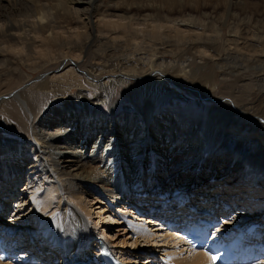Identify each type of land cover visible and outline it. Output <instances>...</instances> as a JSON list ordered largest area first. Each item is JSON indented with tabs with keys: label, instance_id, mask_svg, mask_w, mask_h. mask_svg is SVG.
<instances>
[{
	"label": "bare ground",
	"instance_id": "bare-ground-1",
	"mask_svg": "<svg viewBox=\"0 0 264 264\" xmlns=\"http://www.w3.org/2000/svg\"><path fill=\"white\" fill-rule=\"evenodd\" d=\"M241 2L0 0V241L18 252L0 264H102V237L125 255L113 223L131 228V248L174 246L145 264H211L161 224L179 215L161 203L229 215L220 231L263 215L264 34L252 29L264 10ZM25 174L33 209L21 218ZM28 236L38 257L21 250Z\"/></svg>",
	"mask_w": 264,
	"mask_h": 264
},
{
	"label": "rangeland",
	"instance_id": "rangeland-1",
	"mask_svg": "<svg viewBox=\"0 0 264 264\" xmlns=\"http://www.w3.org/2000/svg\"><path fill=\"white\" fill-rule=\"evenodd\" d=\"M97 1H99V0H97ZM211 1V3H220L222 6H223V4H229L230 5V3L231 2H235L236 0H229V2H228V0H210ZM225 1L227 2V3H225ZM243 1L244 0H242V2L241 3H243ZM253 1H254V3H253ZM259 1V2H258ZM43 2V1H42ZM44 2H46V1H44ZM256 2V3H255ZM245 3H247V5L249 6L248 7V10H251V9H255V10H259V11H262V10H264V0H245L244 1V3H243V5L245 4ZM250 3V4H249ZM252 3H253V5L255 4H257L256 6L254 5H252ZM259 4V5H258ZM233 6H236V4H233ZM253 6V7H252ZM262 9H261V8ZM22 8H27V7H22ZM224 10H225V8H223ZM221 10V11H224V10ZM108 19H110V18H108ZM107 19V20H108ZM256 19V18H255ZM258 19L259 20H261L262 21V23L260 24V23H258L257 25H256V27L258 26H260L259 27V30L258 29H252L253 31H254V33L258 36V35H263L264 34V17H258ZM155 24V22H151V26H153L154 24ZM184 24V23H183ZM181 25H182V22H181ZM219 25V24H218ZM262 25H263V27H262ZM155 26V25H154ZM262 27V28H261ZM183 28H185V27H183ZM261 30V31H260ZM225 31H227V29H225ZM258 32V33H257ZM260 32V33H259ZM248 36H250V34H247ZM263 39V41H260V43H262L261 45H259L258 47L259 48H257L258 50H261L262 48H264V37L262 38ZM16 51H19V49H17ZM90 56V55H89ZM89 59V58H88ZM34 75V78H36V77H39L38 75H39V73H35V74H33ZM263 75V74H262ZM261 85V87H262V90H260L261 92L262 91H264V84H260ZM127 90H128V88L127 87H120L117 91V93H120V94H123V95H128V93H127ZM127 98V97H126ZM125 99V98H124ZM128 99V98H127ZM126 99V100H127ZM177 100H179V101H177ZM176 106L177 107H179L180 106V99H176ZM252 121H254V118L253 117H249V116H246V122H248L250 125H247V123L245 124H243V132L244 133H246V132H252L254 129H253V125L251 124V122ZM235 124H237V123H235ZM257 128H258V133H260V132H263L264 131V129L262 128V125H259V126H257ZM246 131V132H245ZM260 155V154H259ZM23 176H25V182L23 181L22 183H21V185H20V187H19V189H17V190H21V191H23L24 192V195L20 198L22 201H23V204H21V205H23V209H20L21 211H24V213L23 212H21L20 214H18V216H21V218H23L22 216H25V215H27L28 214V212L29 211H31L32 209H33V203H31V201H32V198L30 199V197H31V195H29V194H31L32 192H33V190L32 189H30V190H26V188H27V183L28 182H30V181H28L27 180V177H29V176H27L26 174L25 175H23ZM233 176H235V175H233ZM32 181V187H35V185L37 184L38 185V183H36V182H34L33 180H31ZM25 183V184H24ZM24 184V185H23ZM214 184V183H213ZM28 192H31V193H28ZM17 195H20V193H17ZM187 197H188V195H187ZM128 198H131L130 196L128 197ZM131 199H133V198H131ZM111 200H112V198H111ZM110 200V201H111ZM109 201V202H110ZM112 202V201H111ZM120 205H118L117 207H115V208H112L113 210H119L120 208H121V210L123 209V210H127V213L129 214V216H132V218H136V217H139V215H137V211H134V210H136L135 208H133V207H130V206H127L126 205V203L124 204V203H122V202H120L119 203ZM107 206H111V203L108 205V203L106 204V207ZM128 208V209H127ZM141 208H142V206H141ZM110 209V208H109ZM111 209V210H112ZM133 209V210H132ZM143 209H146V208H143ZM19 210V211H20ZM130 210H131V212H130ZM97 212V211H96ZM130 212V213H129ZM8 215H9V217L11 218V219H16V217L15 218H13V216L14 215H16L17 214V211H12V210H8ZM110 213V212H109ZM108 213V214H109ZM132 213H134V214H132ZM136 213V214H135ZM108 214H106L105 215V217L106 216H108ZM130 214H132V215H130ZM96 215L97 214H95L93 217H96ZM117 215V217L119 216L118 214H116ZM141 215H144V214H141ZM146 215V214H145ZM149 216L150 215H147L146 217H144V219H148L149 218ZM117 217H116V219H117ZM132 218H130V220H132ZM2 221V220H1ZM95 221V224L96 223H98L99 225L98 226H96V229H100L101 228V226L102 225H106L105 224V222H103V221H101L100 222V219L99 218H97L96 220H94ZM103 222V223H102ZM148 221H145V223H147ZM21 223H24V221L23 222H21ZM139 224H141V222L139 223ZM1 226L3 225V224H0ZM163 226H164V224H162ZM166 225V224H165ZM148 226H150V228H149V230H151V229H153L154 230V228L156 229V227H154L153 226V224H148ZM94 227V226H93ZM104 228H106L108 231H107V234H109V232L111 231V235L109 234V236H111L112 237V234L114 235H117L116 236V243L118 244V245H120V247H119V250L120 251H122L125 255H123L124 256V258H129L130 260H133V261H135V264H145L146 262H148V260H149V258L151 257L152 258V256L150 255V253L151 252H153V255L154 256H158V257H160L161 258V256H163V250H165V249H168L169 251H173V250H171L174 246L173 245H171V244H169V245H167V243L166 244H163V242H159L158 244H154L153 246V248L150 250V247H147L146 248V251H144V247H143V242H142V240L140 241L141 243H140V247L139 248H137V249H134L135 247H133L132 246V248H131V242H132V240H131V236H132V232L130 231L131 230V228L130 227H128V226H126V223L125 224H123V226H122V224H120V223H117V224H110L109 226H105ZM17 229V231L19 230V232H21V230L23 229H21V228H16ZM113 230V231H112ZM152 230V231H153ZM16 231V232H17ZM95 230H93L92 232H91V235H94L95 234V232H94ZM102 233L104 232V229L102 228L101 230H100ZM101 233V234H102ZM26 235V234H25ZM101 237H102V235H101ZM106 238V237H105ZM104 239V237H102V240ZM126 239V240H125ZM112 240H114V239H112ZM159 240V239H158ZM161 240V239H160ZM159 240V241H160ZM123 241H126V243L125 242H123ZM125 243V244H124ZM163 244V245H162ZM170 246V247H169ZM169 247V248H168ZM113 248V247H112ZM157 248V249H156ZM114 250H116L115 248H113ZM147 250H150V251H147ZM156 250H158V252L156 253V254H154V252L156 251ZM98 251V250H97ZM149 252V253H148ZM159 252H160V254H159ZM117 253V252H116ZM118 254V253H117ZM121 256V257H120ZM123 256H122V254L120 255L119 254V257L120 258H123ZM159 258V259H160ZM19 261V262H18ZM21 261L22 260H17V264H21ZM11 262H13V263H16V260L15 261H11ZM8 263H10V262H8ZM40 264V263H39ZM128 264H133V262L131 261V263H128Z\"/></svg>",
	"mask_w": 264,
	"mask_h": 264
},
{
	"label": "snow or ice",
	"instance_id": "snow-or-ice-1",
	"mask_svg": "<svg viewBox=\"0 0 264 264\" xmlns=\"http://www.w3.org/2000/svg\"><path fill=\"white\" fill-rule=\"evenodd\" d=\"M216 259H217L216 256H213V257H212V260H213V261H216Z\"/></svg>",
	"mask_w": 264,
	"mask_h": 264
}]
</instances>
